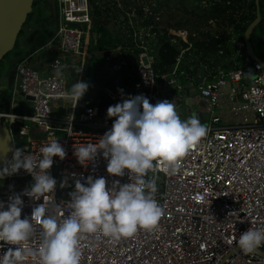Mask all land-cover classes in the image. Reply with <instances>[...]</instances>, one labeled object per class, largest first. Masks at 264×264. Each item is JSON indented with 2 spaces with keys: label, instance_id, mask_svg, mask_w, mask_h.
<instances>
[{
  "label": "built area",
  "instance_id": "obj_1",
  "mask_svg": "<svg viewBox=\"0 0 264 264\" xmlns=\"http://www.w3.org/2000/svg\"><path fill=\"white\" fill-rule=\"evenodd\" d=\"M104 2L117 15L111 21V42L99 46L103 33L93 28L95 14L90 0H55L53 30L16 61L7 96L8 109L0 107V121L8 128L13 149L41 157V147L57 139L66 151L63 160L53 157L52 167L46 170L57 181L47 214L62 221L71 213L69 193L74 190L76 180L83 183L89 176L104 177L109 188L115 181L135 182V177L129 178L127 169L122 177L107 173L102 150L86 166L79 164L74 155L75 148L98 143L111 129L113 117L105 113L109 106L140 94L152 104L164 99L172 101L178 115L179 109L190 112L196 105L201 114L210 113L204 124L208 133L183 158L177 171L156 173L155 198L163 208L159 226L151 231L138 229L133 236L119 241L99 233L86 234L81 240V264H264V246L245 253L237 243L243 231L264 229L262 63L247 62L243 56L244 41L232 36L229 26L228 45L235 47L237 55L230 54L231 64L226 68L216 67L212 62L213 67L203 71V57L193 46L203 36L198 37L184 26L163 24L158 2L157 5L154 0L147 2L152 7L138 5L135 0ZM104 2L102 10L106 7ZM161 38L178 47L174 61L166 69L157 68ZM91 60L112 70L99 82L108 101L99 97L92 85L73 108L74 101L65 99L63 94L77 80L84 81L85 65ZM60 65L66 67L63 77L57 78L55 69ZM81 67L82 72L77 74L74 69ZM123 73L133 78L127 94L119 91L124 89ZM5 89L6 85L0 84V98ZM17 94L30 101L31 112H25ZM101 105L103 111L99 109ZM26 121H32V126ZM21 129L26 135H21ZM13 130L20 141L17 146ZM11 158L12 153L7 161ZM4 166L5 163L1 168ZM152 175L149 173L148 177ZM32 183V176L23 169L0 179V202L4 203L0 210H6L10 197L19 194L24 202L21 218L30 217L32 209L42 202L23 195ZM41 240L37 226L29 243L38 250ZM15 247L0 241V259L9 248ZM25 264L36 261L29 258Z\"/></svg>",
  "mask_w": 264,
  "mask_h": 264
},
{
  "label": "clouds",
  "instance_id": "obj_2",
  "mask_svg": "<svg viewBox=\"0 0 264 264\" xmlns=\"http://www.w3.org/2000/svg\"><path fill=\"white\" fill-rule=\"evenodd\" d=\"M65 67H56L57 78L63 77ZM74 70L78 74L83 67ZM88 88V82L77 80L63 96L74 101V108ZM107 117L115 118L111 129L98 143L75 148L74 155L79 164L86 166L102 150L107 173L122 177L127 169L129 178L135 177V182L115 181L109 188L104 177L89 176L83 183L76 180L74 190L69 193L72 211L58 221L47 214L57 181L46 170L52 167L53 157L61 160L66 157L64 147L57 139L52 140L41 147V157L28 156L20 148L9 149L12 158L0 168V179L25 170L33 183L23 195L42 202L32 209L30 217L23 219L24 202L19 194L10 197L6 210H0V241L16 246L2 255L0 264H25L29 258L35 259L36 264H81V240L86 234L99 233L119 241L133 236L138 229L151 231L159 226L163 208L155 198L156 173L177 171L183 158L207 135L208 128L195 115L182 120L172 101L164 99L152 104L143 94L109 106ZM21 135H26V131L21 129ZM149 173L153 175L148 177ZM64 186L61 182L60 187ZM3 207L0 202V208ZM37 226L42 240L39 249L34 250L29 241ZM237 243L245 253L255 252L264 246V229L243 231Z\"/></svg>",
  "mask_w": 264,
  "mask_h": 264
},
{
  "label": "rangeland",
  "instance_id": "obj_3",
  "mask_svg": "<svg viewBox=\"0 0 264 264\" xmlns=\"http://www.w3.org/2000/svg\"><path fill=\"white\" fill-rule=\"evenodd\" d=\"M102 1L105 0H92L93 3L100 5V8L102 6ZM138 5L142 4L143 6L152 7L147 2H150V0H135ZM152 1V0H151ZM155 5H157V10L160 12L161 21L163 24L167 26H184L190 31L196 32L198 37L205 36L207 33H215V29H219V33L221 34L222 31L225 29L226 33L227 30H229L228 26L225 24L219 25L216 21L213 20H205L203 17H201L199 14L203 10L200 8H197V11L195 10L196 7H194L197 3L196 0H188L186 3L181 4L179 0H154ZM204 1L202 0V5H204ZM264 3V0H262ZM32 9L28 14V17L26 21L24 22L22 26V33L18 36L17 44L13 47L12 51L9 53V55L4 59L5 66L6 67H12L16 61L20 59V56L24 54L27 51H30L38 44L42 43L43 39H46L47 36L50 34V32L53 30L54 27V17H55V11H56V4L55 0H33ZM207 2V0H206ZM94 5V4H92ZM201 5V6H202ZM185 6V9L184 7ZM127 8V7H126ZM195 10L197 13H192V11ZM103 10L101 11V13ZM199 13V14H198ZM122 18V15H120V19ZM108 25V24H107ZM112 26V22L110 21L109 27ZM255 33L261 36L262 43H261V49H264V23L255 25ZM93 28H97L96 25L93 26ZM231 30L230 33H232V36H236V33L233 32V26H230ZM204 33V34H203ZM206 33V34H205ZM42 41V42H41ZM226 49L228 51H225V49H219L216 52L209 53L206 55H203V59L201 62L202 70H208L213 66H210V64L213 62L216 67L219 68H226L227 64H231L230 61V54L231 55H237V52L235 47L230 46L226 44ZM258 50V49H257ZM259 50V51H260ZM236 51V52H235ZM43 52V50H41ZM198 53V52H197ZM42 55L41 53H39ZM200 55V53H199ZM243 56L246 55V52L243 53ZM232 58L235 59L234 56ZM95 72L97 73V76H99L98 81L102 83L103 80L107 77V75L112 73V70L108 66L104 65H94L92 64L90 66V77H93ZM93 81V82H94ZM3 85H6V78L2 81ZM92 82V83H93ZM93 85V84H92ZM10 94V90H7ZM19 98H21L20 103L21 105H24L25 112H31L30 107V101L24 99L21 95L17 94ZM15 108V107H14ZM181 114L179 115L182 120H186L189 117L193 115L200 117L201 123L205 124L208 122L210 118V113L201 114V108L194 105L192 108V111L186 112L182 109H179ZM113 117V121H114ZM28 124L32 126V121H26ZM14 140L16 146L20 144L19 139L17 138L16 131L13 130Z\"/></svg>",
  "mask_w": 264,
  "mask_h": 264
},
{
  "label": "trees",
  "instance_id": "obj_4",
  "mask_svg": "<svg viewBox=\"0 0 264 264\" xmlns=\"http://www.w3.org/2000/svg\"><path fill=\"white\" fill-rule=\"evenodd\" d=\"M186 1L188 0H179L181 4L186 3ZM196 1L197 3L194 6L196 7L195 10L197 11V8H200L203 10L202 12H200L201 14L198 13L201 17H203L205 20L216 21L219 25L225 24L228 27L233 26V29H234L233 31L236 33V36L242 40H243L244 31L247 25L256 16L257 7L255 5H252L250 9H248L247 4L244 0H207V2L205 0L204 5H202V0H196ZM90 3L91 5L94 4L92 5V10H91L92 13L97 16H107L109 23L117 15V13L111 9V6L107 4L108 2L103 3L106 7L102 13H101L102 9L100 8V5L93 3L92 0H90ZM183 7L185 9V6ZM195 10H193L192 13L195 14L198 12V11L196 12ZM258 10L261 14V19L257 23V25L264 23V3L262 0H259L258 2ZM54 20H55V17H54ZM255 27L250 33V40L254 47V52L257 54L258 57H260L264 61V49L260 50L262 47L261 46L262 34L260 35L256 34L254 31ZM97 28L103 33V37L100 39L98 45L102 46L103 43L111 42L112 31H111V27H109V24L103 25L100 27L97 26ZM219 32H220L219 29H215V33L213 34L207 33V35H205L204 37L195 40L193 43V46L195 47V52H198L200 53L201 56H203L209 53L216 52L217 50L223 49V48L225 49V51H228L226 49V44H228L227 38L230 36V34L226 33L225 29L222 31L221 34ZM21 33H22V28L20 29L18 36ZM18 36H17L14 46L17 44ZM12 49L7 51L3 55V57L0 59V84L3 83L2 81L4 80V78H6V81H7V75L15 67V64L12 67H6L5 62H4V59L9 55ZM177 52H178V47L176 44L164 38L159 39L158 47H157V68L166 69L174 61V57L177 54ZM24 54H22L20 58ZM244 57L248 63H251L253 61V59L250 56H244ZM92 64L98 66L100 65V62L91 60V61H88L85 65L83 79L84 81L88 82L89 86H92V82L94 80L98 81V78H99L96 72L93 77H90V66ZM122 81L124 84V89L122 90L124 93L127 94L130 91L129 88L131 86L133 78L123 73ZM7 90L9 89L6 88L2 92V95L5 94L9 96L10 94L8 93Z\"/></svg>",
  "mask_w": 264,
  "mask_h": 264
},
{
  "label": "water",
  "instance_id": "obj_5",
  "mask_svg": "<svg viewBox=\"0 0 264 264\" xmlns=\"http://www.w3.org/2000/svg\"><path fill=\"white\" fill-rule=\"evenodd\" d=\"M247 8L250 9L252 5L257 7L255 18L249 22L244 34L243 41L245 52L253 60L260 61L264 67V61L257 56L254 52V47L250 40V33L252 32L255 25L260 21L261 14L258 10V0H248ZM33 0H0V59L3 55L13 48L15 41L17 39L18 33L22 28L23 23L26 21L29 12L32 9ZM92 22L100 27L108 24V18L106 16L99 17L94 15L92 17ZM74 24V23H72ZM14 71H10L7 75L6 88L10 89L13 83ZM93 87L97 91V95L108 101L107 93L101 88L99 82L94 81ZM28 99L32 98L30 95L26 96ZM126 97L125 99H127ZM9 98L7 95H2L0 98V107L8 109ZM100 111H103L104 105L99 107ZM107 109L105 110V113ZM199 118V117H198ZM13 149V143L11 135L4 121H0V168L10 157ZM258 250V249H257Z\"/></svg>",
  "mask_w": 264,
  "mask_h": 264
},
{
  "label": "crops",
  "instance_id": "obj_6",
  "mask_svg": "<svg viewBox=\"0 0 264 264\" xmlns=\"http://www.w3.org/2000/svg\"><path fill=\"white\" fill-rule=\"evenodd\" d=\"M44 40H45V39H43L42 41H44ZM42 41H41V42H42ZM27 52H28V51H27ZM25 53H26V52H25Z\"/></svg>",
  "mask_w": 264,
  "mask_h": 264
}]
</instances>
